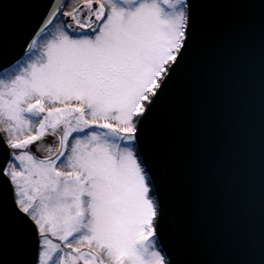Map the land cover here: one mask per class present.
Listing matches in <instances>:
<instances>
[{
	"label": "snow or ice",
	"instance_id": "obj_1",
	"mask_svg": "<svg viewBox=\"0 0 264 264\" xmlns=\"http://www.w3.org/2000/svg\"><path fill=\"white\" fill-rule=\"evenodd\" d=\"M224 7L259 21L260 223L213 259L189 131ZM0 264H264V0H0Z\"/></svg>",
	"mask_w": 264,
	"mask_h": 264
},
{
	"label": "water",
	"instance_id": "obj_2",
	"mask_svg": "<svg viewBox=\"0 0 264 264\" xmlns=\"http://www.w3.org/2000/svg\"><path fill=\"white\" fill-rule=\"evenodd\" d=\"M216 22L223 29L219 40L218 89L214 106L206 115L190 122L193 149L207 166L211 186H206L207 208L204 227L207 238L201 254L213 259L235 252L234 233L260 223V131H259V21L251 20L240 9L220 8ZM241 57L238 70L233 57ZM253 89L254 100L246 103L240 132L232 116L231 100L237 86Z\"/></svg>",
	"mask_w": 264,
	"mask_h": 264
}]
</instances>
